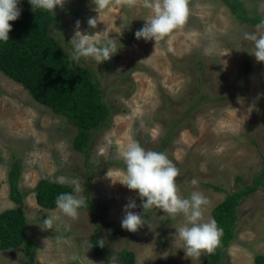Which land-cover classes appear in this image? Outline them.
Listing matches in <instances>:
<instances>
[{"label": "rangeland", "instance_id": "374dc122", "mask_svg": "<svg viewBox=\"0 0 264 264\" xmlns=\"http://www.w3.org/2000/svg\"><path fill=\"white\" fill-rule=\"evenodd\" d=\"M241 1L249 15L264 20V0ZM95 8L93 0H66L55 9L60 24L52 28L68 54L78 20L90 39L101 44L111 39L117 46L118 52L100 64L82 58L113 108L92 132L86 154L72 147V125L0 71V212L16 206L9 198L8 171L19 161L26 235L36 247L33 264H125L123 251L133 253V264H206V252L187 257L176 236L175 227L185 223L182 215L173 218L155 207L145 214L138 192L113 184L106 173L111 169L114 180L123 179L126 165L120 152L133 141L163 152L180 170V195L201 192L207 197L204 222L214 220L211 210L227 193L251 184L264 160V62L252 54L254 43L244 39L256 25L238 21L223 0H189L186 24L155 48L154 40L135 36L151 14L143 0L132 7L113 3L92 29L88 19L98 18ZM59 176L74 195L86 200L88 193L94 213L83 206L73 220L58 208L37 205V181ZM74 180L82 192H75ZM130 199L138 205L132 211L146 219L135 233L121 226ZM49 214L60 220L53 230H43ZM237 214L223 264H255L254 257L264 255V186L241 199ZM94 233L105 240V258L89 248ZM23 260L21 246L0 250V264Z\"/></svg>", "mask_w": 264, "mask_h": 264}, {"label": "trees", "instance_id": "16d2710c", "mask_svg": "<svg viewBox=\"0 0 264 264\" xmlns=\"http://www.w3.org/2000/svg\"><path fill=\"white\" fill-rule=\"evenodd\" d=\"M223 2L242 23L257 25L262 20L258 14L249 15L241 0ZM18 7L21 15L10 22L12 31L9 40L0 41V71L27 89L36 102L49 107L72 125L76 129L72 147L86 154L92 132L104 125L113 108L105 101L103 89L93 70L82 58L79 62L71 60L70 54L53 35L52 28L60 24L59 17L43 10L34 11L29 0H20ZM20 175V163L14 161L8 171V185L9 198L16 206L0 212V250L21 246L26 260L20 264H33L36 247L26 235V193L19 188ZM260 186H264V160L251 184H243L238 190L227 193L212 208L213 219L223 230V235L220 246L212 254H206V264H223L225 250L235 235L238 205L241 199ZM214 187L221 190L218 186ZM61 193L73 194L71 186L39 179L34 188L37 205L46 209L57 208L56 198ZM85 194L84 207L94 213L93 203L88 193ZM98 240V234L94 233L89 240L93 245L90 249L105 258L104 248L99 246ZM121 260L125 264H133L134 255L123 251ZM254 263L264 264V255H256Z\"/></svg>", "mask_w": 264, "mask_h": 264}, {"label": "clouds", "instance_id": "9594fccd", "mask_svg": "<svg viewBox=\"0 0 264 264\" xmlns=\"http://www.w3.org/2000/svg\"><path fill=\"white\" fill-rule=\"evenodd\" d=\"M20 0H0V41L7 42L9 33L12 31L11 21H15L21 15L18 7ZM33 10H43L55 14L57 6L63 8L66 0H29ZM96 5L97 17L88 19L90 28L95 29L100 21V12L113 3L132 7L137 0H93ZM143 7L149 9L151 14L146 20L143 28L136 31L135 36L146 41L154 40L156 46L174 31L180 30L186 24L189 14V0H143ZM107 34V30L104 31ZM244 39L254 43L252 54L258 62H264V20L256 25L255 32H245ZM73 51L70 54L71 60L79 62L81 58H92L98 64L108 61L116 54L117 46L111 39L101 44L100 40L90 39L89 34L80 31V21L76 22V30L73 39L70 41ZM149 59V58H148ZM126 170L122 180H114L112 170L108 169L106 176L113 184L119 182L129 190L136 191L143 201L140 205L144 213L152 208H158L169 216L175 218L183 216L185 223L176 228V236L184 242V251L187 257L198 258L202 253L212 254L221 244L223 230L215 220L204 222L205 206L209 201L201 192H192L190 197L184 198L180 195L176 179L180 170L163 152L146 150L138 142L127 144L120 152ZM55 183H65V177H56ZM75 192H82L78 181H72ZM196 185L198 181H191ZM56 206L64 216L73 220L79 216V209L86 204L83 196H76L72 193H61L56 198ZM138 205L134 199L124 206V213L121 220L123 229L130 232H137L146 224L145 216L132 211ZM60 217L49 214L43 220V230H53L55 223ZM70 227V226H66ZM100 247H104L105 240L99 239ZM93 247L89 243V248ZM73 260L78 259L75 255Z\"/></svg>", "mask_w": 264, "mask_h": 264}]
</instances>
